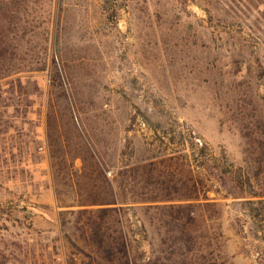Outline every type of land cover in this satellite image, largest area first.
Instances as JSON below:
<instances>
[{
    "label": "rangeland",
    "instance_id": "374dc122",
    "mask_svg": "<svg viewBox=\"0 0 264 264\" xmlns=\"http://www.w3.org/2000/svg\"><path fill=\"white\" fill-rule=\"evenodd\" d=\"M33 7L49 38V66L35 73L41 96L11 93L5 82L18 75L0 81V264H110L89 225L59 213L93 198L91 151L129 201L124 230L135 264L180 255L190 264H263L264 223L253 216L247 223L232 176L220 179L198 163L205 144L213 171H249L243 128L264 122L262 0H37ZM68 99L77 105L72 131ZM186 153L196 155L192 173L181 165ZM170 156L179 163L176 179L192 174L196 193L215 204L173 238L158 212L143 209L162 203L141 201L165 195L145 179L149 170L155 177L175 170L165 166ZM188 234L195 241L186 249Z\"/></svg>",
    "mask_w": 264,
    "mask_h": 264
},
{
    "label": "trees",
    "instance_id": "16d2710c",
    "mask_svg": "<svg viewBox=\"0 0 264 264\" xmlns=\"http://www.w3.org/2000/svg\"><path fill=\"white\" fill-rule=\"evenodd\" d=\"M36 1L0 0V81L18 75L5 82V85L10 87L11 93H18L28 98L34 95L41 96V87L35 73L46 71L49 66V38L45 36L46 29L42 30L40 28L41 25L36 21L38 18H33L36 11H34L33 5H35ZM108 1L106 0V2ZM262 2L264 3V0ZM258 72L264 76L263 64H260ZM54 87L55 80L52 81L51 90H54ZM72 100H67V110L71 115L67 125L69 131H72V128L78 125V122L75 123L73 118V113L77 112V105H71ZM50 110L52 112L56 111L54 109L53 98L50 100ZM54 120L53 118V122ZM257 124L251 130L243 128V137L247 144L245 153L249 165V171L246 173H242L241 168L239 172H232V170H228L223 165H217L216 172L213 171L208 163L215 160L214 156L208 154V148L205 144L199 147V142L192 140V146L199 147L200 150V154L198 155L200 158L198 160L200 168L220 179L232 176L238 189L244 195L242 198H245L244 201L238 203L245 206L243 213H245L244 215L248 219H246L247 223L253 224L255 221L251 220V216L264 223V122L260 120ZM53 127L54 125H52V119L50 118L48 132L51 139ZM90 155L92 160H94L92 169H90L92 173L90 179H92L93 183L91 188L93 198L89 202H79L78 205L82 209L76 212L61 210L59 212L63 216L61 219L64 220V215L66 214H75L78 221H85L91 229L90 239L98 250L96 251L97 254L103 257L107 263L135 264L134 261L128 258L131 242L124 230L126 223L124 222V216L126 215L127 207H129L124 206V204L126 205L129 201L126 196H123L124 198L119 197L120 194L114 189L113 182L106 177L104 173L105 164L100 159V155L95 151L93 153L91 151ZM195 156V154L188 153L181 156L186 160L181 165L186 166L189 173L193 172V167H197L193 162ZM174 160L176 161L175 164H173ZM168 161L170 164L167 163L165 166L168 168L169 165H176L175 170L170 171L163 168V171L159 170L156 177L152 175L154 171L149 170L145 179L151 187L157 183L161 188H165V195L161 197L155 194L150 198H142L141 201L162 203L143 206V209H146L147 212L151 210L158 212L159 216L157 220L165 228L167 236L173 238L172 235L174 233H181L185 236L187 224L197 223L200 217L204 215L203 209L209 211V209L215 207V204L209 201L207 192L203 195L204 200L196 193L199 185L194 180L192 174H188L185 181L180 178L176 179L177 174L175 172L178 170L177 167L179 165L176 157L170 156ZM55 165L57 166V164ZM100 178L104 180L102 188L101 183L98 182ZM182 188H184V191L186 189L188 193H180ZM39 213L46 223L57 224L56 217L51 216L46 211H40ZM141 228L147 231L145 222H141ZM194 241L195 237L192 234H188L187 240L182 245H186V249H189V246L191 245L192 247ZM163 244L168 249L176 246L171 241L170 243L164 241ZM121 256L125 257L124 262H122ZM181 256L178 259L172 257L161 258L158 256L151 262L152 264H181V262L187 261L182 264H190L187 259L180 258Z\"/></svg>",
    "mask_w": 264,
    "mask_h": 264
}]
</instances>
